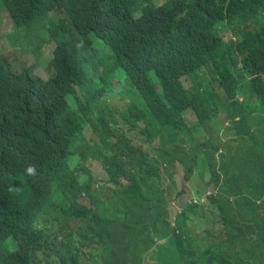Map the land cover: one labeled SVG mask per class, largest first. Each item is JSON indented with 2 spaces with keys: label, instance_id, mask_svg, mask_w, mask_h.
Instances as JSON below:
<instances>
[{
  "label": "trees",
  "instance_id": "16d2710c",
  "mask_svg": "<svg viewBox=\"0 0 264 264\" xmlns=\"http://www.w3.org/2000/svg\"><path fill=\"white\" fill-rule=\"evenodd\" d=\"M3 12L15 29L46 22L55 48L47 81L0 56V264H264V0H0ZM53 77L100 85L72 110ZM174 165L209 192L172 219Z\"/></svg>",
  "mask_w": 264,
  "mask_h": 264
},
{
  "label": "rangeland",
  "instance_id": "374dc122",
  "mask_svg": "<svg viewBox=\"0 0 264 264\" xmlns=\"http://www.w3.org/2000/svg\"><path fill=\"white\" fill-rule=\"evenodd\" d=\"M165 0H157L159 4H162ZM24 34L23 31L19 32V35L22 36ZM223 39H232L233 37L230 34H222ZM15 33L13 29V24L8 14L2 13L0 19V54L4 56L8 60H14L18 66L30 68L32 73L39 78L46 80L48 78V73L46 67L48 65V61L51 58L53 43L52 41L44 37L40 34L35 33L34 31H29L28 38L24 43H20L14 39ZM92 71L88 70V74H91ZM53 80L59 85L61 89L66 91L67 96L70 100V105L72 110L78 109V98L81 95L88 93L92 88L100 85V80H96L93 82L87 83L85 87L82 89H78L79 86L71 81L66 79H60L53 77ZM186 86H189V82H185ZM49 98V94L44 95L41 98V101L36 105L40 106L43 104L45 100ZM26 99L24 96L16 95L10 98L4 99L2 102L7 104L8 106L14 108L16 107L15 103H19ZM31 115L34 117L36 113L33 111ZM16 116V111L11 115V118L14 119ZM121 116H115L113 114L106 121L108 125H112L113 122L119 123L121 121ZM189 122L195 120V117L192 113H189ZM220 120L222 123L226 124V120L220 116ZM75 149H81L83 147L74 146ZM90 171L93 175L102 176L101 167L98 162H90L89 163ZM171 175V177H170ZM162 177L165 180L166 186L169 188V191L172 190L171 194L168 198L169 203V213L170 217H173L180 211V207L192 199L193 202H197L198 199L200 203L203 202L204 196L208 194L209 191L202 186L199 179L196 175H193L190 180L182 179V170L177 165H174L172 168L166 170V172L162 173ZM195 189H199L202 192L206 191V193L200 198L194 197ZM178 195V199H175V196ZM188 219V217H186ZM173 226V225H172ZM186 227L188 224L186 223ZM160 244L163 241L159 242ZM146 256V255H145ZM144 256V257H145ZM145 264H149L153 262L151 258L144 259Z\"/></svg>",
  "mask_w": 264,
  "mask_h": 264
},
{
  "label": "clouds",
  "instance_id": "9594fccd",
  "mask_svg": "<svg viewBox=\"0 0 264 264\" xmlns=\"http://www.w3.org/2000/svg\"><path fill=\"white\" fill-rule=\"evenodd\" d=\"M47 17H48V18H53L54 15H53V13H49V14L47 15ZM11 21H12V19H11ZM12 24H13V21H12ZM45 26H46V22H43L42 24H39V25H33V26L29 27V28H18V29H15V28H14V24H13V29H14V33H15V37H14V39H15L16 41H19L20 43H24V42L27 40L29 31H34L35 33L40 34V35H42V36H44V37H47V38H49V39L52 41V43H53V49H52L51 58H50V60L48 61V65H47V67H46V70H47V73H48V78H47L46 80H44V79H42V78H39L38 76L34 75V74L32 73V70H31L30 68H26V67L18 66V65L15 63L14 60H11V61H10V60L6 59L4 56H2V55L0 54V56H1L3 59H5L6 61L14 63V65H16L18 68H25V69H28V70L30 71V73H31L33 76H35V77H37V78H39V79H41V80H43V81H47V80L49 79V77L51 76V71L48 69V66H49V63H50V61H51V59H52V57H53V51H54V48H55V43H54V41H53V40H52V39H51V38L45 33ZM20 31H23V32H24V34H23L22 36L19 35V32H20ZM29 171H31V169H29Z\"/></svg>",
  "mask_w": 264,
  "mask_h": 264
}]
</instances>
